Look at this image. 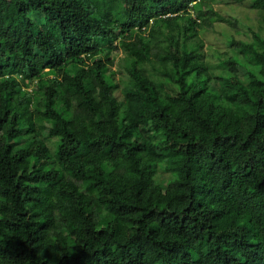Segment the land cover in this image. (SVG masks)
<instances>
[{"label": "trees", "instance_id": "trees-1", "mask_svg": "<svg viewBox=\"0 0 264 264\" xmlns=\"http://www.w3.org/2000/svg\"><path fill=\"white\" fill-rule=\"evenodd\" d=\"M219 1L0 0V264H264V34L207 53Z\"/></svg>", "mask_w": 264, "mask_h": 264}, {"label": "rangeland", "instance_id": "rangeland-1", "mask_svg": "<svg viewBox=\"0 0 264 264\" xmlns=\"http://www.w3.org/2000/svg\"><path fill=\"white\" fill-rule=\"evenodd\" d=\"M247 5L246 1L239 4L231 0H220L214 4L216 11L231 20L235 19L237 26H232V24L226 21H214L211 27L202 31L200 37L207 53L218 52V54H223L231 50L227 42L233 36L248 40L252 36V31L264 34V30H259L260 15L256 10L249 8ZM237 30L240 31L239 34L236 32ZM112 57L114 58L112 68L115 71V80L121 87L127 78L125 69L121 65L123 52L119 49L113 53ZM160 173L166 175L165 172Z\"/></svg>", "mask_w": 264, "mask_h": 264}]
</instances>
